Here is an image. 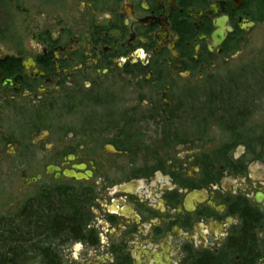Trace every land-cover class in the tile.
<instances>
[{"label": "flooded vegetation", "instance_id": "flooded-vegetation-1", "mask_svg": "<svg viewBox=\"0 0 264 264\" xmlns=\"http://www.w3.org/2000/svg\"><path fill=\"white\" fill-rule=\"evenodd\" d=\"M41 2L32 42L14 53L0 45V105L17 119L15 141H49L48 119L78 114L61 128L70 146L34 177L55 181L57 202L72 209L62 264H264V127L243 131L255 107L224 112L225 144L187 147L207 130L206 107L191 101L205 91L191 82L242 60L264 0ZM247 64L236 75L254 70ZM234 93V104L238 94L264 101V89ZM181 118L198 136L176 145Z\"/></svg>", "mask_w": 264, "mask_h": 264}, {"label": "rangeland", "instance_id": "rangeland-1", "mask_svg": "<svg viewBox=\"0 0 264 264\" xmlns=\"http://www.w3.org/2000/svg\"><path fill=\"white\" fill-rule=\"evenodd\" d=\"M42 13L41 0H0V45H3L5 53H14V46L18 42H32L30 35H37L35 24L42 17ZM29 21H32L33 24H29ZM248 42L250 46L245 49L246 53L242 56V60L229 63L215 76L216 79L201 84L191 82L192 90L205 91L193 97L191 101L195 99L196 102L199 101V104H206V110H204L205 124L201 126L202 130L207 129L205 130L206 136L201 141H190L189 146H187L195 154L202 153L208 147L216 148L221 143H226L225 140L229 137L228 132L233 131V126L232 121L227 120L228 115L224 112L230 113L235 105L238 107H255L256 111L254 112L256 113H253L251 120L243 126L245 133L250 131L248 126L252 124L258 129L264 127V101L255 103L253 102L254 98L246 97V95L243 97L242 94L236 95L237 104H234L231 99L237 90L264 89V25L251 32L248 36ZM245 63L254 65L252 66L254 70L242 72L239 76L236 75L235 71L238 68L236 65L242 67ZM130 99L131 96L127 95V105H129ZM221 100L228 104L225 111L219 109V106L226 107V104L222 103ZM191 113L194 112L191 110ZM77 115L70 112L63 113L58 120L48 119L47 123L50 125L47 126L50 127L49 131L51 132L49 141H15L13 133H18L21 130L18 131L14 127L13 123L17 119H12V116L0 105V218L16 222V215L24 205L37 207L36 205L40 204L41 191L43 189L52 191L55 188L56 183L52 179H43L28 186L25 185V182L30 181L36 175L44 174L45 167L55 162L57 154L63 148L70 146L73 136L64 135L61 128H68V126L73 125ZM179 122L178 126L176 124L173 128L176 145L178 141L180 144L182 143L186 134L190 135L191 139L198 136V132H195L192 125L183 126V118ZM190 123L193 124L192 118ZM150 130L156 132L152 141H157L161 147V143L164 141V137L162 138L163 130L159 127ZM251 130L254 131L251 135L254 137L261 132L253 128ZM239 137L241 138V136ZM248 137L243 136V138ZM176 145L175 154L181 152L177 151ZM33 211L40 213L39 209L33 208ZM70 246V243L65 244L58 249L59 253L63 250L70 251Z\"/></svg>", "mask_w": 264, "mask_h": 264}, {"label": "trees", "instance_id": "trees-1", "mask_svg": "<svg viewBox=\"0 0 264 264\" xmlns=\"http://www.w3.org/2000/svg\"><path fill=\"white\" fill-rule=\"evenodd\" d=\"M39 201L37 207L24 205L16 222L0 218V249H4L0 251V264H62L58 249L70 243L77 227L72 209L69 202L61 208L55 189L40 193Z\"/></svg>", "mask_w": 264, "mask_h": 264}, {"label": "water", "instance_id": "water-1", "mask_svg": "<svg viewBox=\"0 0 264 264\" xmlns=\"http://www.w3.org/2000/svg\"><path fill=\"white\" fill-rule=\"evenodd\" d=\"M6 83H9L8 81ZM48 174H51L53 171V167H49L48 169ZM65 176L67 177H72V174L70 172H65ZM55 178L58 179V175H55ZM40 179V177L34 178L32 180H30V182H27L26 185H30V184H34L36 183L38 180Z\"/></svg>", "mask_w": 264, "mask_h": 264}]
</instances>
